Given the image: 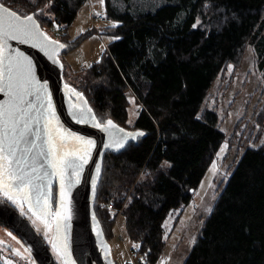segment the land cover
<instances>
[{"label":"trees","instance_id":"16d2710c","mask_svg":"<svg viewBox=\"0 0 264 264\" xmlns=\"http://www.w3.org/2000/svg\"><path fill=\"white\" fill-rule=\"evenodd\" d=\"M0 1L34 13L43 29L60 25L53 37L65 45L61 53L75 45L63 32L86 0ZM105 4L113 22L104 30L115 39L69 82L97 120L144 135L104 153L94 213L111 239L106 203L129 195L123 227L140 259L157 264L166 215L188 199L225 139L205 98L227 63L242 65L251 46L264 56V0H167L137 11ZM127 88L143 106L132 123ZM236 159L181 264H264V146H247Z\"/></svg>","mask_w":264,"mask_h":264},{"label":"snow or ice","instance_id":"6c2138e0","mask_svg":"<svg viewBox=\"0 0 264 264\" xmlns=\"http://www.w3.org/2000/svg\"><path fill=\"white\" fill-rule=\"evenodd\" d=\"M100 2L103 5L104 0ZM116 26L113 24V27ZM9 41L31 44L50 59H54L65 45L45 34L34 15L22 17L0 4V93L6 97L0 101V196L19 208L22 214L27 205L28 212L36 218L33 223L39 221L43 224L46 238L54 231L52 247L63 264H74L68 243L69 221L72 218L71 190L80 183L81 173L89 163L95 142L61 125L48 85L36 79L32 61L12 49ZM70 91L82 100L80 93ZM71 107L77 123L91 120L95 127L107 133L109 143L105 147L108 149L119 151L130 140L135 141L144 135L143 132L127 133L111 119L97 121L91 108L80 104ZM215 169L213 164L214 174ZM100 174L101 166L97 163L96 178L91 181L93 195ZM54 181L58 185L55 191ZM54 205H57L55 210ZM97 235L102 233L97 230ZM14 255L20 253L14 252ZM6 264L11 262L6 261Z\"/></svg>","mask_w":264,"mask_h":264},{"label":"rangeland","instance_id":"374dc122","mask_svg":"<svg viewBox=\"0 0 264 264\" xmlns=\"http://www.w3.org/2000/svg\"><path fill=\"white\" fill-rule=\"evenodd\" d=\"M111 2L121 9L137 11L156 8L167 0H129L128 2L111 0ZM97 13L106 14L105 0L103 5L100 0H86L63 32L66 33V39L74 41L75 44L58 55L63 66L66 67L64 79L65 87H67L65 89L67 97L71 100L78 99L70 90L79 92L71 86L69 81L76 75H80L83 68L101 59L109 43L115 39L112 33L104 30L109 22L96 20ZM43 30L51 37L54 36V30L62 32L61 26L57 23L54 24V30L53 28ZM125 95L128 98V122L132 123L143 106L130 88L126 89ZM203 107L216 111L225 139L199 184L190 192L188 199L178 207L172 208L166 215L163 221L164 248L157 264L182 263L195 242L202 223L210 213L209 209H212L238 155L247 146L261 144L264 146V56H258L251 46L247 49L242 65L237 67L233 62L227 63L215 79ZM213 164L216 165L215 174ZM144 176L145 172L142 169L138 178ZM128 198L129 195L125 196L119 205L113 202L117 211L108 209V215L115 222V226L112 227L115 234L108 240L110 253L118 264H148L140 259L138 247L133 246L139 243L130 239L123 227L122 211ZM18 210L21 212L19 208ZM24 213L27 218L31 217L32 225L48 244L58 264H63L62 258L52 247L54 231L50 232L46 238L43 224L39 221L33 223L36 218L28 212L27 205L24 207ZM9 233L7 228L0 226V242L3 240L6 243L16 244L13 235Z\"/></svg>","mask_w":264,"mask_h":264},{"label":"water","instance_id":"95a60500","mask_svg":"<svg viewBox=\"0 0 264 264\" xmlns=\"http://www.w3.org/2000/svg\"><path fill=\"white\" fill-rule=\"evenodd\" d=\"M0 4L3 3L0 1ZM3 5L8 7L9 10L15 11L9 6ZM17 13L22 17L34 15V13L26 15ZM34 17L41 30L46 34L35 15ZM49 37L61 43L57 38ZM9 44L12 49L22 53L32 61L36 79L48 85V92L51 94L53 106L61 125L67 130L89 137L95 142L89 163L84 166L81 173L80 183L71 190L72 218L69 221L68 229L71 260L74 264H118L110 253L108 240L97 217L95 216V219H93L96 194L93 195L92 193L91 181L96 178V164L99 163L101 166L104 153L107 150H112L105 147L109 143V137L107 133L95 127L94 122L91 120L88 123H77V120L73 117L71 99L67 97L65 89L66 81L63 75V64L58 57L62 49L58 51L54 59H50L43 51L31 44H23L18 41H9ZM5 99L6 97L0 93V101ZM76 101L81 103V106L90 108L83 97L82 100ZM92 114H94L93 111ZM115 124L127 133H137V131L128 130L117 123ZM0 225L9 227L23 240L34 256L36 264H58L53 252L34 228L30 219L1 197ZM97 230L102 233L101 236L97 235Z\"/></svg>","mask_w":264,"mask_h":264},{"label":"flooded vegetation","instance_id":"af4514ba","mask_svg":"<svg viewBox=\"0 0 264 264\" xmlns=\"http://www.w3.org/2000/svg\"><path fill=\"white\" fill-rule=\"evenodd\" d=\"M70 103L72 105L73 104H80L81 105V103L77 102L76 100H71ZM96 120H97V118H96ZM97 121H99V120H97ZM73 133H75V132H73ZM75 134L79 135V136H83V135H80L78 133H75ZM83 137L86 139H91V138L86 137V136H83ZM53 189H54V191L58 189V185L56 184V182L53 185ZM0 197L5 199L2 196H0ZM6 201H8V200H6ZM8 202L11 205H13L10 201H8ZM13 206L18 210V208L15 205H13ZM56 207H57V205H54L53 210H55ZM0 226H3V225H0ZM3 227L7 228L10 231V233L13 235V237H15V240L17 243L16 244L6 243L3 240L0 242V264H6V261H10L11 264H36L34 256L32 255V253L29 250V248L27 247V245L23 242V240L14 231H12L9 227H7V226H3ZM14 252H19L20 255H14Z\"/></svg>","mask_w":264,"mask_h":264},{"label":"built area","instance_id":"2783aa9c","mask_svg":"<svg viewBox=\"0 0 264 264\" xmlns=\"http://www.w3.org/2000/svg\"><path fill=\"white\" fill-rule=\"evenodd\" d=\"M96 20H99L100 22H107V23L111 21V19L105 14L104 15H98L96 17ZM55 34H57V32ZM106 205H107L108 209H110V211H117V209L115 208L112 201H107ZM139 263H141V262H139Z\"/></svg>","mask_w":264,"mask_h":264}]
</instances>
